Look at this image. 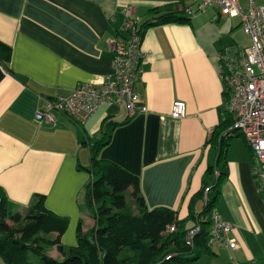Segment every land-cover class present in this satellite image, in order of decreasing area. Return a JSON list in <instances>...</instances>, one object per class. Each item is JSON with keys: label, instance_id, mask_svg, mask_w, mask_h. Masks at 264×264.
Instances as JSON below:
<instances>
[{"label": "crops", "instance_id": "crops-1", "mask_svg": "<svg viewBox=\"0 0 264 264\" xmlns=\"http://www.w3.org/2000/svg\"><path fill=\"white\" fill-rule=\"evenodd\" d=\"M195 1L0 0V43L11 48L9 63L0 62V192L7 212L23 214L35 195H43L49 211L69 219L62 245L74 244L79 224L83 232L94 225L83 202L89 180L83 168L90 161L84 142L107 140L100 158L139 177L148 209L166 207L180 219L187 216L189 200L203 182L214 184L205 171L216 153L205 143L207 131L220 128L225 117L216 65L239 20L235 24L236 18L211 7L201 16L216 24L190 17V25L148 28L141 41L147 59L136 87L145 113L130 118L124 104H105L83 126L57 112L54 124L38 123L35 113L46 100L66 97L80 83L100 87L112 72L109 42L125 34V21L139 27L152 21L150 10L195 9ZM255 1L264 6V0ZM238 3L246 8L248 0ZM174 101L185 104L184 118L170 117ZM107 121L117 125L103 133ZM226 163L216 210L232 224L237 248H213L198 264H264V191L257 187L251 152L238 133L228 140ZM126 193L132 197V189ZM133 200L128 205L137 211Z\"/></svg>", "mask_w": 264, "mask_h": 264}, {"label": "trees", "instance_id": "trees-1", "mask_svg": "<svg viewBox=\"0 0 264 264\" xmlns=\"http://www.w3.org/2000/svg\"><path fill=\"white\" fill-rule=\"evenodd\" d=\"M155 15L137 28L141 39L150 27L177 24L190 25L191 16L184 9L150 10ZM11 59V48L0 43V62ZM136 114L129 116L134 117ZM225 113L220 128H216L205 147L215 150L212 165L205 171L214 178L212 187L203 182L200 191L188 203V214L166 207L148 209L140 191L139 177L115 163L100 158L107 140L84 142L89 145V166L83 168L90 179L83 187L84 210L93 220L91 229L83 232L79 224L74 246L64 247L61 237L69 227V219L49 211L44 196L35 195L23 214L7 212L5 198L0 192V260L3 264H198L204 255H212L208 246L211 213L220 199V187L227 178L226 153L228 140L221 132L230 126ZM117 123L104 122L113 128ZM81 126V125H80ZM221 130V131H219ZM251 152V151H250ZM252 157V153H251ZM253 158V157H252ZM81 168V167H80ZM132 189L137 211L126 202L125 193ZM206 189L208 192L206 193ZM212 191L213 197L208 193ZM200 205V207H198ZM174 224L175 231L167 232ZM191 243L187 234L194 230ZM52 235L54 239H50ZM56 248L59 261L48 254Z\"/></svg>", "mask_w": 264, "mask_h": 264}, {"label": "built area", "instance_id": "built-area-1", "mask_svg": "<svg viewBox=\"0 0 264 264\" xmlns=\"http://www.w3.org/2000/svg\"><path fill=\"white\" fill-rule=\"evenodd\" d=\"M195 2V9L191 6L184 9L187 15L204 13L208 8L216 7L221 16L238 19L243 33L250 40L245 48L225 47L218 52V75L223 86L225 113L231 121L221 136L227 139L238 133L244 139L255 164L254 180L257 187L264 191V6L258 5L255 0H248L246 8H242L238 0ZM129 11L130 7L126 8L124 14H129ZM137 28L125 21L122 27L125 34H119L109 42L113 54L112 72L100 87L80 83L68 96L46 100L35 113V121L54 124L53 112H57L83 126L105 104H124L130 116L145 113L146 106L136 87L144 71L147 54L141 50L142 39ZM185 114V104L174 101L170 117L178 120L184 118ZM213 133V129L207 131V140ZM210 219L208 246L211 249H236L232 224L224 221L217 210H213ZM174 231V224L167 227V232ZM197 231L196 228L187 234L188 244Z\"/></svg>", "mask_w": 264, "mask_h": 264}, {"label": "rangeland", "instance_id": "rangeland-1", "mask_svg": "<svg viewBox=\"0 0 264 264\" xmlns=\"http://www.w3.org/2000/svg\"><path fill=\"white\" fill-rule=\"evenodd\" d=\"M201 14H202V13H200V14H193V15H190V16H191V18H192L194 21H196V20H198V19H200V18H201V19L205 18V19H207L209 22L211 21V23L216 24L215 21H212V20L209 19V16H208V15H202V16H201ZM225 18H227V17H225ZM225 18H223V19H225ZM232 21H233V23L237 24L238 19H233ZM202 23H203V22H202ZM203 24H204V23H203ZM205 26H206V27H209L210 25L205 24ZM197 29H198V31H200V30H202L203 28L200 27V26H197ZM231 37H232V40L225 41V47H226V48L238 47V48L242 49V48H245L246 46H248L249 43H250L249 38L243 33L241 27H237L235 30H233V35H232ZM216 68H217V77L219 78V75H218V74H219V71H220V66H219L218 63H217V65H216ZM87 175H88V177H89V179H90V174L87 173ZM212 180H213V177H211V178L209 179V181H212ZM129 193H130V192H129ZM125 199H126V201L128 202L129 205L132 204V197H131L130 194L126 193V198H125ZM133 201H134V200H133ZM134 203H135V202H134ZM135 212H136V211H135ZM49 238H50V239H54V237H53L52 235H49ZM63 245H64V244H63ZM74 245H75V243L72 244V245L68 244V245H64V246H65V247H70V246H74ZM50 256L53 257V258H55V259H57V260H59V261H61L62 258H63L62 255L57 251V249L53 250V251L50 253Z\"/></svg>", "mask_w": 264, "mask_h": 264}]
</instances>
